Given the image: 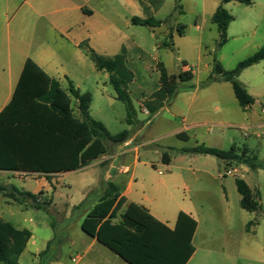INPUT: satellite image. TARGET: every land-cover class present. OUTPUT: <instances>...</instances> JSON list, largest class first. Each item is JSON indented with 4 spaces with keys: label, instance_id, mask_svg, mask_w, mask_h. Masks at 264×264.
<instances>
[{
    "label": "rangeland",
    "instance_id": "obj_1",
    "mask_svg": "<svg viewBox=\"0 0 264 264\" xmlns=\"http://www.w3.org/2000/svg\"><path fill=\"white\" fill-rule=\"evenodd\" d=\"M144 1V11L135 12L124 1L114 0L112 4L97 6L93 18L74 24L81 37L88 35V46L99 55L112 57L123 45L135 50L140 47L141 56L131 53L127 57L135 75L130 86L135 116L130 124L124 104L115 99L108 74L95 69L84 50L75 45L76 38H66L58 60L74 88L91 95L89 114L94 120L101 122L111 135L126 131L130 137L138 131L133 144H147L139 149L141 162L146 165H133L132 154L125 158V165L130 168L125 178L133 175L137 193H143L168 217L189 207L193 211L197 221L193 239L196 253L189 264H264V128L255 127L264 123V60L244 69L237 78L254 99L246 110L238 105L231 85L213 73L214 60L223 71H230L264 48V0H251L249 5H222L233 20L221 46L210 20L221 0ZM134 15L160 23L154 27L133 25L130 20ZM42 24L34 25V30L41 32L43 28L45 32L44 21ZM34 44L50 52L56 49L51 38L38 39ZM158 63L168 74L186 70L182 69L186 63L193 77L178 83L173 100L150 114L145 103L157 87ZM209 78L213 80L209 82ZM62 86L67 88L66 80ZM72 105L77 107L73 99ZM185 125L191 128L186 132L189 138L184 140L173 132ZM107 144L114 154L122 143ZM196 145L224 151L232 146L238 151L246 148L247 158L255 167L243 161L223 162L209 155L181 152ZM164 154L168 163L162 160ZM98 170L91 163L64 176L53 202L48 200V191L37 184L36 177L10 180L16 188L34 192L41 209H36L30 200L22 205L8 203L0 194V220L17 229H32L41 244L48 234H54V249L36 260L27 255L21 264H48L58 253L69 254L66 245L60 249L65 237L64 203H68V197L78 201L82 191L95 182ZM228 170L231 174L226 175ZM235 179H242L258 193L257 211L247 212L240 207ZM93 201L96 198L90 194L83 206ZM70 215L68 212L66 218L73 217Z\"/></svg>",
    "mask_w": 264,
    "mask_h": 264
},
{
    "label": "trees",
    "instance_id": "obj_2",
    "mask_svg": "<svg viewBox=\"0 0 264 264\" xmlns=\"http://www.w3.org/2000/svg\"><path fill=\"white\" fill-rule=\"evenodd\" d=\"M230 2L251 4V0H221L210 18L219 35L218 46L225 42L228 24L233 20L222 7ZM130 21L134 25L149 27L160 23L137 17H132ZM79 47L97 71L108 74V83L115 93V99L124 104L126 121L130 124L135 110L128 86L134 75L126 66L125 48L121 47L112 57H105L97 54L86 42ZM261 60H264V48L240 61L230 71H223L214 60L213 73L221 75L222 80L231 85L238 105L244 110L253 105L254 99L237 78L244 69ZM182 69L186 70L168 74L161 63L157 64L159 86L145 103L150 114L173 100L178 83L192 79L193 72L186 63L182 64ZM212 80L209 78V82ZM72 99L77 101L78 116L74 113ZM90 102L89 93H80L70 81L66 89L61 88L58 81L27 58L10 101L0 111V171L39 174L47 179L51 174L76 171L99 159L108 151L107 142L123 143L128 137L127 132L109 134L101 122L90 116ZM176 137L187 139L181 133ZM181 152L209 155L223 162L243 161L249 167H255L247 158L246 148L238 151L232 146L224 151L196 145ZM162 160L168 163L169 158L164 154ZM235 187L240 195V207L247 212L257 211L258 193L252 191L242 179H235ZM0 194L20 205L30 200L36 209H41L36 194L3 185H0ZM117 215L119 220L114 222ZM196 228L197 222L180 211L174 229H169L143 206L128 203L110 182L106 183L100 199L81 223L84 234L95 238L127 264H186L195 251L192 239ZM30 237L29 230L17 229L0 220V264H18ZM52 242L47 243L39 257L49 252Z\"/></svg>",
    "mask_w": 264,
    "mask_h": 264
},
{
    "label": "crops",
    "instance_id": "obj_3",
    "mask_svg": "<svg viewBox=\"0 0 264 264\" xmlns=\"http://www.w3.org/2000/svg\"><path fill=\"white\" fill-rule=\"evenodd\" d=\"M113 1L114 0H0V111L10 101L20 77L23 64L27 58L32 59L48 76L58 81L61 88L64 89L62 86V82L64 80L67 81L68 86V82L70 80L66 76L63 66L58 60L59 52L63 51V42L66 40V38H76L74 43L77 47H79L82 42H86L88 44V35L83 37L79 35L78 29L74 26L75 21L89 20L90 18H93L96 15L97 6L102 7L105 6V4H112ZM122 1L130 5V7L135 10V12H139L141 9L144 11L143 8L145 7H143L141 4L145 2L144 0ZM147 7H149V4ZM179 11V13L183 12L181 7ZM132 17H137L139 19H151L141 18L136 15ZM43 21L45 23V32L43 31L44 34L42 32L43 28L41 29V32H38L34 30L33 27L37 24L43 25ZM49 38H51L54 44H56V49H53L51 52L47 48H39V45L34 44V42L38 39L47 40ZM34 45L36 46L34 47ZM121 47L125 48L126 66L131 70V68L128 66L129 64L127 57L131 53L141 56V49L139 47V50H135L130 48L128 45H123ZM133 81L128 86L129 94L130 86ZM158 86L159 84L157 79V87L155 88V91L158 89ZM75 103L77 105V101H75ZM73 109L75 115L78 116L79 112L77 107H73ZM262 113H264V110H262ZM255 127L262 129L264 128V123H261ZM189 128H191V126L185 125L184 127L174 131L173 134L176 136L177 134L181 133L188 139L189 137L187 136L186 132ZM137 132L133 136L127 137V139L121 145L117 146L114 154H111L108 149L105 155L91 162L93 166L99 168L98 176L92 186H88L84 191H82L81 197L78 201L74 202L71 197H66L68 199V203H64L66 206V211L64 214L66 225L63 228L65 237L63 238L62 242H60V249L61 245L62 247L66 245L70 252L65 256L61 253L56 254L54 258L50 259L48 264H69V262L71 264H127L117 255L101 245L95 238L87 236L81 230V223L84 217L88 211L98 202L106 187V183L108 182L114 184L119 189L120 195L123 196L128 203L133 202L143 206L154 218L171 230L175 227L177 215L180 211L188 214L196 221L195 215L190 207L188 210L181 209L175 212L172 216L168 217L165 211L160 210L157 206H155L154 203L145 198L143 193H137V190H135L137 183L133 180V175H130V177L127 179L125 178V176H127V174L130 172L129 165H125V158L128 155L132 154L133 165L147 164L145 162H141L139 153V149L144 148L147 144H133V139L137 136ZM85 167H88V165ZM85 167L71 172L54 173L49 175L47 179L45 176L39 174L27 175L16 172L0 171V179L3 180L0 185L13 186L11 185L10 180H21L19 176L36 177L37 184L48 191V200L50 199L53 202L54 194L57 192V187L62 178L69 174L83 170ZM232 172L235 173L236 170L234 169ZM225 174L229 175L231 172L228 170L225 172ZM91 187H94V190H91L90 192ZM18 190L28 192L25 190ZM30 193L34 194V192ZM90 194L93 196V198H96V201H93L94 203L85 207L83 206L84 202L87 200V197ZM6 201L8 200L6 199ZM8 203L13 202L9 201ZM68 212L71 215L73 214L72 218H66ZM118 220L119 217L117 215V218L114 219V222H117ZM27 230L31 232V237L27 242L25 250L19 256L18 264H21L22 258L27 255L31 256L33 260L39 258V254L45 250L47 243L54 238V234H48L41 244L36 239L34 231L32 229ZM52 249H54L53 245L51 246L50 250ZM195 253L196 249L186 264L190 263Z\"/></svg>",
    "mask_w": 264,
    "mask_h": 264
},
{
    "label": "built area",
    "instance_id": "obj_4",
    "mask_svg": "<svg viewBox=\"0 0 264 264\" xmlns=\"http://www.w3.org/2000/svg\"><path fill=\"white\" fill-rule=\"evenodd\" d=\"M159 174H160V172H159ZM25 178L27 179L28 177H27V176H25Z\"/></svg>",
    "mask_w": 264,
    "mask_h": 264
}]
</instances>
